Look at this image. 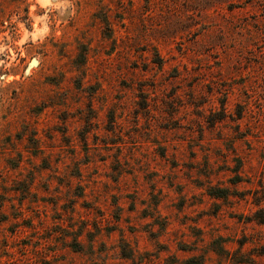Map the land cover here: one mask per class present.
<instances>
[{
  "label": "rangeland",
  "instance_id": "rangeland-1",
  "mask_svg": "<svg viewBox=\"0 0 264 264\" xmlns=\"http://www.w3.org/2000/svg\"><path fill=\"white\" fill-rule=\"evenodd\" d=\"M259 208L264 0H0V264H264Z\"/></svg>",
  "mask_w": 264,
  "mask_h": 264
},
{
  "label": "trees",
  "instance_id": "trees-1",
  "mask_svg": "<svg viewBox=\"0 0 264 264\" xmlns=\"http://www.w3.org/2000/svg\"><path fill=\"white\" fill-rule=\"evenodd\" d=\"M263 210H264V208H259V209L254 211V219L256 220V222L261 223V224H264V214H261V212H263ZM256 253H257V255H261L264 257V246H262L260 248V250L257 251Z\"/></svg>",
  "mask_w": 264,
  "mask_h": 264
}]
</instances>
